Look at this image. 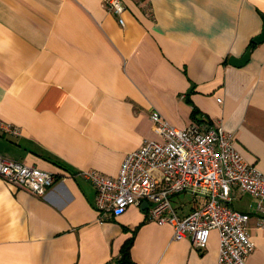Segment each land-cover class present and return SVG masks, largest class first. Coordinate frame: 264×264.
I'll return each instance as SVG.
<instances>
[{"label":"crops","instance_id":"obj_1","mask_svg":"<svg viewBox=\"0 0 264 264\" xmlns=\"http://www.w3.org/2000/svg\"><path fill=\"white\" fill-rule=\"evenodd\" d=\"M103 2L0 0V120L21 132H0V155L56 177L37 197L0 176V264H106L131 237L136 264H219L217 231L200 251L142 206L100 221L80 173L116 177L128 153L160 139L153 112L184 129L195 107L264 175V43L249 48L264 0H124V26ZM249 49L246 65L229 63ZM233 194L249 215L247 263L264 264L258 200ZM189 202L172 198L180 216Z\"/></svg>","mask_w":264,"mask_h":264},{"label":"built area","instance_id":"obj_2","mask_svg":"<svg viewBox=\"0 0 264 264\" xmlns=\"http://www.w3.org/2000/svg\"><path fill=\"white\" fill-rule=\"evenodd\" d=\"M103 3L124 26V0ZM151 120L160 139L145 141L140 149L128 153L116 177L109 178L95 170L80 173L95 188L94 206L100 221L147 202V221L170 225L174 240L189 238L192 246L201 251L207 247L210 234L217 231L218 263L248 264L255 248L248 228L249 215L231 207L233 189L258 200V227L262 228L264 175L244 160L234 147V135L220 124L206 127L194 122L178 129L157 112L151 114ZM0 132L15 137L21 134L17 127L1 120ZM0 176L9 185L37 197H43L56 181L49 172L1 155ZM184 192L190 193L198 205L180 216L172 198Z\"/></svg>","mask_w":264,"mask_h":264},{"label":"trees","instance_id":"obj_3","mask_svg":"<svg viewBox=\"0 0 264 264\" xmlns=\"http://www.w3.org/2000/svg\"><path fill=\"white\" fill-rule=\"evenodd\" d=\"M256 45L253 43V41L250 44L249 48H253ZM200 113L198 111V109H196L195 107L193 108V112H192V117L195 120V123H199L201 125H204L206 127H208L209 125H212L213 122L212 121H208L206 119H203L201 116H199ZM134 242V237H131L130 239H128L121 251H120V255L118 256V258L111 260L110 262L106 263V264H136L132 257H131V248Z\"/></svg>","mask_w":264,"mask_h":264},{"label":"water","instance_id":"obj_4","mask_svg":"<svg viewBox=\"0 0 264 264\" xmlns=\"http://www.w3.org/2000/svg\"><path fill=\"white\" fill-rule=\"evenodd\" d=\"M253 43L255 45H259V44H262L264 43V27H263V30L262 32L256 36L254 39H253ZM251 52H252V49H249L242 57L240 58H234V57H231L230 60H229V63L235 67H243L244 65L247 64V62L249 61L250 59V55H251ZM148 206V203L147 202H144L142 204V209L146 208Z\"/></svg>","mask_w":264,"mask_h":264},{"label":"rangeland","instance_id":"obj_5","mask_svg":"<svg viewBox=\"0 0 264 264\" xmlns=\"http://www.w3.org/2000/svg\"><path fill=\"white\" fill-rule=\"evenodd\" d=\"M178 195L181 196V197H183L184 199H186L188 202L191 200V197H192L191 194L188 193V192L180 193ZM178 195H176V196H178Z\"/></svg>","mask_w":264,"mask_h":264}]
</instances>
